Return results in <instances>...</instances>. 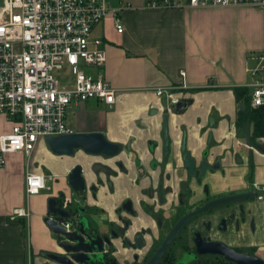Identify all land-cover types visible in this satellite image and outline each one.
<instances>
[{
  "label": "flooded vegetation",
  "instance_id": "flooded-vegetation-1",
  "mask_svg": "<svg viewBox=\"0 0 264 264\" xmlns=\"http://www.w3.org/2000/svg\"><path fill=\"white\" fill-rule=\"evenodd\" d=\"M155 94L146 116L156 122L137 121L114 139L102 131L111 146L75 149L62 155L70 164L63 177L45 175L42 220L60 219V230L73 235L56 238L42 221L49 247L31 264H230L200 254L222 247L264 262L259 246L236 245L242 227L250 236L259 228L247 205L259 203L255 187L264 186L253 179L254 156L264 149L250 132L251 109L236 99L233 118L195 108L196 93L182 86ZM75 167L82 186L74 189L68 175ZM242 194L255 196L234 200Z\"/></svg>",
  "mask_w": 264,
  "mask_h": 264
},
{
  "label": "crops",
  "instance_id": "crops-1",
  "mask_svg": "<svg viewBox=\"0 0 264 264\" xmlns=\"http://www.w3.org/2000/svg\"><path fill=\"white\" fill-rule=\"evenodd\" d=\"M147 1L123 0L108 5L112 9L128 5L119 12L124 27L121 34L116 32L111 15L92 31V37L103 40L104 75L117 90L116 102L111 108L97 103L103 111L88 109L89 101L70 106L67 112L74 109L77 113V127L70 129L72 133L105 131L114 139L137 121L143 125L148 120L156 122L146 116L148 108L158 101L155 92L178 86L196 93L195 108L214 107L233 118L234 89L246 88L252 95L250 85L264 74V6L156 10L144 6ZM261 57L263 62L259 61ZM260 66L262 73L254 74ZM204 87L211 90L198 91ZM259 138L264 149V136ZM58 157L47 149L44 141L39 143L30 159L38 164L30 167L29 172L63 177L70 164L66 158ZM26 159L20 152L10 154L0 170V264H31L33 260L37 263L40 261L37 253L49 247L42 222L46 190L26 197ZM253 161V179L264 185V153L255 154ZM41 165L49 172L44 174ZM240 175L236 173L234 178L237 184ZM25 207L30 212L29 220L11 219L14 210ZM247 208L256 214L259 228L250 236L242 227L243 237L238 234L236 245L255 244L264 259V201Z\"/></svg>",
  "mask_w": 264,
  "mask_h": 264
},
{
  "label": "built area",
  "instance_id": "built-area-1",
  "mask_svg": "<svg viewBox=\"0 0 264 264\" xmlns=\"http://www.w3.org/2000/svg\"><path fill=\"white\" fill-rule=\"evenodd\" d=\"M264 6V0H148L150 9L207 8L230 5ZM107 0H3L0 4V117L11 131L0 135V170L7 156L22 153L28 162L46 137L71 134L68 108L95 101L111 108L117 90L105 79L106 52L92 31L111 15L118 34L124 31L119 12ZM263 62V58L259 60ZM73 76L71 88L60 89L53 72L63 63ZM260 66L253 73H262ZM94 69V74L88 69ZM261 76V74H260ZM250 105L264 107V74L251 85ZM162 91V90H160ZM158 91V93H160ZM25 194L45 189L46 176L26 167ZM50 179V177H48ZM264 201V186L255 187ZM11 219L29 220L28 207L17 208Z\"/></svg>",
  "mask_w": 264,
  "mask_h": 264
},
{
  "label": "water",
  "instance_id": "water-1",
  "mask_svg": "<svg viewBox=\"0 0 264 264\" xmlns=\"http://www.w3.org/2000/svg\"><path fill=\"white\" fill-rule=\"evenodd\" d=\"M244 135L247 138V141L249 143L250 136L249 133V122L245 124ZM102 141L103 144H106V146H111V144L107 143V140H105V135L102 132H88V133H81V132H73L71 134L66 135H59L58 137H46L44 139V142L46 144L47 149L56 156H70L73 154V151L75 149H84V150H93L100 147L98 145V142ZM91 149H87L88 146L91 147ZM77 183L76 185L73 183ZM81 176H80V170L78 167H75L68 175V184L71 185L74 189L75 188H81ZM254 195L250 194H242L237 195L234 200H251L254 198ZM49 207H48V213L50 215H53L55 211L51 209L52 201L49 200ZM225 200H222V202ZM60 219L57 218H51L46 217L43 222L45 223L46 227H48L55 235L56 238H59L60 236H65L67 240H71L72 235L70 233H65L64 231L60 230V226L58 223H61L59 221ZM200 254H212V255H219L222 256L226 262L230 264H264L263 260L256 256H250L247 253H237L234 250L228 249L227 247H222L221 249H212L209 248L208 250H205L203 253L200 252Z\"/></svg>",
  "mask_w": 264,
  "mask_h": 264
},
{
  "label": "rangeland",
  "instance_id": "rangeland-1",
  "mask_svg": "<svg viewBox=\"0 0 264 264\" xmlns=\"http://www.w3.org/2000/svg\"><path fill=\"white\" fill-rule=\"evenodd\" d=\"M2 1L3 0H0V4L2 3ZM119 1L121 3L123 0H107V4L108 5H112V4L117 3ZM61 68L62 69L56 70L55 72H53V74H52L53 79L55 81H57V83H59V88L60 89L71 88V86L74 83L73 82L74 78L71 75L70 68H68V66H67V64L65 62L63 63ZM88 72H90L91 74H94V69L90 68V69H88ZM88 109H93V110L102 109V111H103L102 105L101 106L97 105V103L95 101H89ZM74 111H76V110H74V109L69 110L68 112H69L70 115H69V117L67 116L68 117L67 125L70 127V129L72 131L75 130V128L77 127L76 123H75L77 113H74ZM10 131H11V129H10L9 123H7L4 120L3 117H0V134H2V133L3 134H5V133L7 134ZM7 158H8V156H7ZM24 164H25L26 167H27V164H28V167H29V170H30V167H33V165L38 164V162L35 161L34 159H32V160H30V162H28V160L26 159ZM41 168H43L42 172L44 174L49 172L48 171L49 169L46 168L45 165H43V166L41 165Z\"/></svg>",
  "mask_w": 264,
  "mask_h": 264
},
{
  "label": "trees",
  "instance_id": "trees-1",
  "mask_svg": "<svg viewBox=\"0 0 264 264\" xmlns=\"http://www.w3.org/2000/svg\"><path fill=\"white\" fill-rule=\"evenodd\" d=\"M235 97L237 101H242V103L249 109V117L253 123V135L255 137L264 136V107L253 109L250 106L251 95L246 88H235Z\"/></svg>",
  "mask_w": 264,
  "mask_h": 264
}]
</instances>
